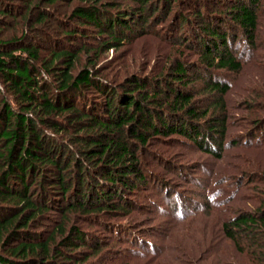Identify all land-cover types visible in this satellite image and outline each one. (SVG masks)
Masks as SVG:
<instances>
[{"label":"trees","instance_id":"1","mask_svg":"<svg viewBox=\"0 0 264 264\" xmlns=\"http://www.w3.org/2000/svg\"><path fill=\"white\" fill-rule=\"evenodd\" d=\"M38 1L25 7L0 0V264H101L94 260L105 248L101 238L73 225L76 216L117 234L123 228L133 231L114 223V217L141 212L143 206L130 195L140 197L150 177L159 179L139 155L153 136L187 138L201 150L221 155L228 130L224 108L228 86L214 80L212 70H242L239 51L232 50L231 42L242 34L253 49L259 46L263 0H226V19L210 17L211 13L201 22L204 35L190 30L201 47V62L190 63L180 55L160 76L132 74L121 82L101 74L98 57L76 71L81 52L89 49L87 42L78 48L49 33L52 46L47 51L32 39L28 24L33 18L37 23L48 18L49 10L41 5L62 0ZM78 1L82 4L69 16L79 23L67 35L82 41L88 35L83 27H93L100 39L108 37L92 46L96 52L146 33L144 28L156 13L155 21H162L180 0H136L141 2L140 11L116 13L102 0ZM27 14V29L4 39L2 32L10 20L25 19ZM184 23L189 24L187 19L179 24ZM176 41L175 45L192 48L187 36ZM197 80L206 86L203 92L217 91L220 97L201 103V91L186 90ZM251 94L248 97L254 98L246 105L256 109L255 116L264 110V93ZM252 123L257 127L250 129L249 138H260L264 118ZM211 144H218L219 151ZM257 181L264 183V172ZM258 187L257 204L237 209L222 223L225 237L250 264H264V184ZM53 211L61 214L60 222L50 233L36 231Z\"/></svg>","mask_w":264,"mask_h":264},{"label":"rangeland","instance_id":"2","mask_svg":"<svg viewBox=\"0 0 264 264\" xmlns=\"http://www.w3.org/2000/svg\"><path fill=\"white\" fill-rule=\"evenodd\" d=\"M9 1L13 5L25 7L28 2L31 5L39 3L38 0ZM107 2L113 12L129 9L138 12L141 9V2L136 0L101 1ZM262 3L264 5V0ZM79 4L82 2L78 0H62L53 5L42 4L43 8L49 10L48 18L44 23H37L36 18H33L28 24V32L32 39L43 44L44 49L52 46L50 36L60 42L66 40L78 48L82 42H87L90 44L89 49L81 52L75 64L76 71L85 66L89 59L94 61L98 57L97 68L101 69L105 78L114 82L124 81L132 74L160 76L167 70L172 59L180 55L190 63L201 62V47L194 43L190 30L195 28V33L197 31L198 35H204L200 27L208 14L212 13L213 16L210 17L222 20L229 15L225 9L226 0H180L172 4V10H169L162 21H155L156 13L144 28L146 33L133 37L129 43L116 45L114 49L106 51L104 48L93 52V47L108 39L107 36L100 39L98 32L91 26L83 27L82 30L87 31L88 35L82 41L81 38L67 35L74 33L71 28L79 23V20L69 16ZM145 8L149 13L150 5ZM220 13L221 16H216ZM28 15L25 19L22 17L10 20L2 37L9 39L21 35L27 29ZM181 19H187L189 24H179ZM135 26L140 27L138 24ZM259 27V38H262L255 49L242 34L231 42L232 50L237 49L242 60L240 72L212 70L213 79L228 86L224 96V108L229 114L228 130L221 155L218 157L201 150L187 138L175 135L153 136L147 147L139 151V155L145 168L159 179L150 177L145 190H141L140 197L137 193L130 195L131 199H136L143 206L141 212H135L130 217H114V223L126 224L125 227L133 228V231L124 232L123 228L117 234L118 231L107 230L98 223L92 224L93 221L80 215L72 223L101 238L105 248L94 260L98 259L101 264H250L246 254L237 251L233 242L225 237L222 223L234 217L237 209L255 206L259 197L256 188L264 184L257 181L264 172V135L261 132L260 138L255 136L254 139L248 135L251 128L257 127L252 122L264 118V110L254 116L256 109L251 111L246 105L254 98L248 97L252 96L251 91L264 93V14ZM49 33L50 36H47ZM181 36L191 39L189 43L193 49L174 44ZM202 88L207 90L203 81L197 80L187 86L186 90L201 91L198 93L201 103L220 97L217 91L203 92ZM257 101L263 103V100ZM211 148L219 151L218 144H211ZM154 153L160 157H154ZM119 201L114 202L116 204ZM49 214V220L36 231L50 233L53 226L60 222V213L53 211ZM135 228L142 231L143 235L135 233ZM120 238L124 241H120Z\"/></svg>","mask_w":264,"mask_h":264}]
</instances>
